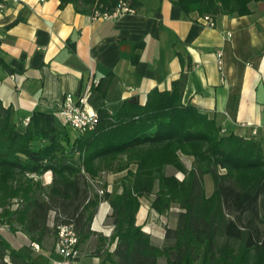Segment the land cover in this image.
<instances>
[{
  "label": "trees",
  "instance_id": "trees-1",
  "mask_svg": "<svg viewBox=\"0 0 264 264\" xmlns=\"http://www.w3.org/2000/svg\"><path fill=\"white\" fill-rule=\"evenodd\" d=\"M171 1L184 15L214 20L246 16L249 5L262 0ZM118 2L60 0V5L93 15L110 13ZM184 84L182 75L170 91H150L142 106L131 98L115 113L100 110L95 128L73 140L66 124L50 133L35 132L30 122L18 124L0 102V226L13 232L18 226L30 243L52 250L62 226L72 228L77 249L95 236L99 264H158L160 257L166 264H264V148L254 138L221 133L213 118L183 105ZM180 155L193 159L189 170ZM166 167L183 173V180L166 176ZM46 172L49 185L40 179ZM121 173L111 192L104 183L94 189L102 175ZM205 176L213 182L210 197ZM142 199H150L159 215L173 205L179 209L175 227L164 228L161 247L135 224ZM102 201L111 209L108 238L91 231ZM0 264L41 263L0 236Z\"/></svg>",
  "mask_w": 264,
  "mask_h": 264
},
{
  "label": "crops",
  "instance_id": "crops-1",
  "mask_svg": "<svg viewBox=\"0 0 264 264\" xmlns=\"http://www.w3.org/2000/svg\"><path fill=\"white\" fill-rule=\"evenodd\" d=\"M133 1L134 13L111 19L79 13L60 0L6 4L0 11V102L12 109L16 122L27 120L35 132L50 133L65 125L59 103L67 94L76 97L88 88L87 107L111 114L131 98L144 105L150 91H170L184 75L183 105L213 118L221 132L254 138L264 148V0L251 3L246 16L214 18L213 28L196 13L184 15L171 0ZM216 52H221L220 66ZM67 130L73 140L76 132ZM180 160L191 168V157L180 155ZM165 174L184 178L172 167ZM101 177L111 192L123 173ZM40 179L49 185L51 173ZM173 210L177 215L178 207ZM110 212L106 201L99 203L94 234L111 235ZM164 215L151 210L148 200H140L135 215V224L157 247L166 226L153 222ZM18 235L22 238L10 245L33 256L28 238ZM95 245L93 236L81 247L78 264H99ZM39 252L41 264L59 259L54 250L50 257L45 248Z\"/></svg>",
  "mask_w": 264,
  "mask_h": 264
},
{
  "label": "built area",
  "instance_id": "built-area-1",
  "mask_svg": "<svg viewBox=\"0 0 264 264\" xmlns=\"http://www.w3.org/2000/svg\"><path fill=\"white\" fill-rule=\"evenodd\" d=\"M131 1L132 0H119L110 13L100 14L95 12L93 17L111 19L122 14H132L134 13V9L130 6ZM7 3L22 4L23 0H0V11ZM200 21L210 28L214 27V22L209 16H200ZM216 57L217 64L220 66L221 52H216ZM88 93L89 89L87 88L83 94L76 97L67 94L59 103V112L63 122L73 129L77 135L92 131L98 122V113L91 111L87 107ZM23 125H27V120ZM98 194L101 195L102 192L99 191ZM30 246L35 251L39 250L37 244L30 243ZM55 252L59 256V259L52 264H78L76 261L78 257L77 237L71 227L62 226L59 228L57 241L55 243Z\"/></svg>",
  "mask_w": 264,
  "mask_h": 264
},
{
  "label": "rangeland",
  "instance_id": "rangeland-1",
  "mask_svg": "<svg viewBox=\"0 0 264 264\" xmlns=\"http://www.w3.org/2000/svg\"><path fill=\"white\" fill-rule=\"evenodd\" d=\"M221 133H223V132H221ZM184 160V159H183ZM181 161V160H180ZM184 161H186V160H184ZM181 163H182V165H183V167L185 168V166H184V164L187 166V163L186 162H182L181 161ZM174 169V168H173ZM185 170H187L186 168H185ZM221 172H223V171H221ZM45 175V174H44ZM166 175V174H165ZM184 175V174H183ZM105 179H102V177L99 179V182L100 183H97V184H95V187H94V189L95 190H98V189H100V187H101V183H104L105 184V181H104ZM182 181L183 180V178L181 179V178H179V180L178 181ZM101 191V190H100ZM99 192V191H98ZM102 192V191H101ZM204 193H205V196L206 197H210L211 195H212V193H213V182H212V180L210 179V177L208 176L206 179H204ZM99 195V194H98ZM100 196V195H99ZM143 201L144 200H147V199H142ZM12 203H11V210H15L16 209V207H17V199H13L12 201H11ZM148 202H149V204H150V199L148 200ZM174 206V208H177V206L176 205H173ZM175 215H176V213L174 212V210L173 211H168V213L166 214V215H164V216H162V217H159V218H157V224L155 223V222H153V224H154V226H156V227H159V228H163V227H170V228H173V226H174V220H175ZM14 228H16V231H12L11 230V228H9V226H7V225H1L0 226V236L10 245V243L9 242H11V243H14L15 242V239L17 238V237H20V238H22L20 235H18V234H20L21 232L18 230L19 228H18V226H16V227H14ZM142 228V227H141ZM22 234V233H21ZM24 235V234H23ZM150 237V236H149ZM24 239V238H23ZM151 240V239H150ZM156 241V239L154 238V242ZM157 242V241H156ZM11 246V245H10ZM155 246V245H154ZM12 248H14L15 250H18V248H17V246L16 245H14L13 244V246H11ZM29 247H30V249L32 250V252H33V259H35V262H37V263H41L42 261H43V259L41 258V256H39L38 254H41L42 252H39V250L38 251H35L31 246H30V242H29ZM157 247V246H156ZM82 249H84V248H82ZM53 250H54V252H55V246H54V248H53ZM53 250H52V248L50 247V246H48V247H46L45 248V251H46V256H48V257H50V255L52 254V252H53ZM37 252H39L38 254H37ZM47 253H48V255H47ZM82 250H81V248L80 249H78V257H80V256H82ZM158 263L159 264H166V261H165V259L163 258V257H160L159 259H158ZM53 263V262H52ZM51 263V264H52Z\"/></svg>",
  "mask_w": 264,
  "mask_h": 264
}]
</instances>
